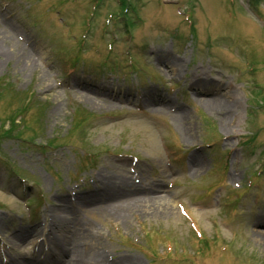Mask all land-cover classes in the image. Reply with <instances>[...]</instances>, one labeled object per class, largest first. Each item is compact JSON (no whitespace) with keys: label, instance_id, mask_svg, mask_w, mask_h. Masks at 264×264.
<instances>
[{"label":"rangeland","instance_id":"1","mask_svg":"<svg viewBox=\"0 0 264 264\" xmlns=\"http://www.w3.org/2000/svg\"><path fill=\"white\" fill-rule=\"evenodd\" d=\"M1 17L0 264L44 258L13 236L57 205L109 262L264 264V0H0Z\"/></svg>","mask_w":264,"mask_h":264},{"label":"bare ground","instance_id":"2","mask_svg":"<svg viewBox=\"0 0 264 264\" xmlns=\"http://www.w3.org/2000/svg\"><path fill=\"white\" fill-rule=\"evenodd\" d=\"M0 23H3V17H1ZM4 39L8 38V35L4 34ZM159 62L165 64L172 70L173 72H176L177 69L181 66L180 62L174 61V60H168L167 57L160 58ZM102 91H105L107 89L106 86L99 87ZM99 88H92L91 86H86L85 89L86 91H90L92 93H99L100 89ZM204 91V90H203ZM206 92H209L208 90ZM155 100H154V99ZM161 97H149L145 98L144 103L148 106H151L153 104H156V102H161ZM212 100H202L204 106L206 108L209 107H221V106H226L229 104H222L223 102L220 100L219 104L218 99H213ZM165 102V100L163 101ZM161 109H166L167 105L165 103H161ZM234 108H237L239 106V101L235 97L233 99L232 103ZM53 114L55 112L53 111ZM52 114V115H53ZM222 128L224 131L228 132V129L226 128L225 124L223 122H220ZM225 132V133H226ZM185 140H191L192 139V134L189 132H185L183 134ZM199 166V165H198ZM122 181L127 180L125 175H120ZM134 188V187H133ZM158 190V191H156ZM136 191V192H135ZM146 191H149L150 194H154L156 192H159L158 189H139L136 187V189L133 191L137 193L138 195H143V193H147ZM143 192V193H142ZM146 201L150 203V201H154L152 203V206L157 212L161 214H169L171 212L170 208V203L167 200H164L165 198H152V196L148 197ZM158 200V201H157ZM65 203V202H64ZM58 206V205H57ZM55 207L52 209V214L51 211H45V217L44 221L40 223L38 226H36L34 229H22L20 233L16 234L13 236V238H17L19 240H32V243L38 246V249L40 247L43 250V255L44 258L41 259L40 257L38 260H30V261H24V260H18V259H13L10 258L9 264H141L140 261H133L131 263L125 261L124 259H112L110 262L106 258V254L104 253L103 247L99 244V239H89L88 243H86V234L83 236H79L76 232V227L73 229L76 230V232H72L71 229V224H74L73 221L68 218L66 215V207L65 206H60V207ZM150 211V210H149ZM151 212V211H150ZM126 220V219H125ZM256 224L257 225H264V215H259L256 218ZM56 228V231H59V235L57 236L56 240H52L48 243L42 242L40 239L41 236H44L45 234L48 233L49 229ZM54 235V234H53ZM264 234L260 231H253L252 233V239H257L258 243L261 242L260 238H262ZM80 237V238H79ZM84 237V241H81V238ZM67 242V243H66ZM5 252L10 253L11 248H6ZM61 253L63 257H66V260L60 261L56 259L57 253ZM24 261V262H23Z\"/></svg>","mask_w":264,"mask_h":264},{"label":"trees","instance_id":"3","mask_svg":"<svg viewBox=\"0 0 264 264\" xmlns=\"http://www.w3.org/2000/svg\"><path fill=\"white\" fill-rule=\"evenodd\" d=\"M0 122H1V121H0ZM78 125H81V123H78L77 126H78Z\"/></svg>","mask_w":264,"mask_h":264}]
</instances>
